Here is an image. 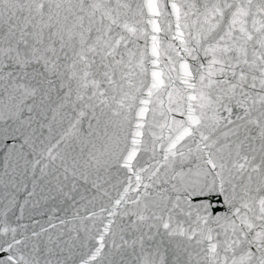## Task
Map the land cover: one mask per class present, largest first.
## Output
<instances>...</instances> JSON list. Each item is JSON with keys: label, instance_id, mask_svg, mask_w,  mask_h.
I'll use <instances>...</instances> for the list:
<instances>
[{"label": "snow or ice", "instance_id": "snow-or-ice-1", "mask_svg": "<svg viewBox=\"0 0 264 264\" xmlns=\"http://www.w3.org/2000/svg\"><path fill=\"white\" fill-rule=\"evenodd\" d=\"M0 264H264V0H0Z\"/></svg>", "mask_w": 264, "mask_h": 264}]
</instances>
